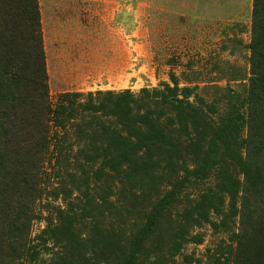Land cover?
I'll return each mask as SVG.
<instances>
[{
	"label": "rangeland",
	"instance_id": "374dc122",
	"mask_svg": "<svg viewBox=\"0 0 264 264\" xmlns=\"http://www.w3.org/2000/svg\"><path fill=\"white\" fill-rule=\"evenodd\" d=\"M253 3L37 0L47 98L77 96L32 192L10 190L0 170V264H125L171 190L133 264H264V134L248 119ZM18 14L0 11V62L33 45ZM11 91L0 75L1 124ZM24 136L4 147L0 125V153L22 155Z\"/></svg>",
	"mask_w": 264,
	"mask_h": 264
},
{
	"label": "trees",
	"instance_id": "16d2710c",
	"mask_svg": "<svg viewBox=\"0 0 264 264\" xmlns=\"http://www.w3.org/2000/svg\"><path fill=\"white\" fill-rule=\"evenodd\" d=\"M6 7H16L19 22L29 23L35 37L34 40L32 37L33 45L27 46L28 54L17 51L10 56L5 55L0 62V75L12 89L1 111L3 118L7 120L3 124L0 123L1 133L5 139L4 147L15 139H23L20 138L21 134L25 135L24 138H28L27 150L22 155L19 152L14 153L13 161L9 160L10 152L5 150L0 153V170H4L10 190L18 191L17 186L23 183L24 188H29L32 192L36 183L44 178L45 169L50 166V161L53 160V155L60 146V140H63L65 135L63 131H66L65 122L72 114L74 98L77 95L63 94L55 105L47 98L43 57L38 48L37 0H0V11ZM253 7L250 44L252 77L249 84L248 119L250 130L262 135L264 134V0H254ZM26 55L27 57H24ZM29 67L31 70L29 75H26L25 72ZM182 92L184 96H188L191 91L185 88ZM7 134L11 135L8 139ZM215 153L216 146L213 144L203 165L197 171L198 175L205 174L212 167ZM9 168H15V171L12 173ZM244 172L247 174V169ZM176 195V190L169 191L152 208L145 226L134 239L130 256L125 264H133L141 243L152 232L160 214L171 204ZM11 208V205H8L9 213L14 212Z\"/></svg>",
	"mask_w": 264,
	"mask_h": 264
}]
</instances>
